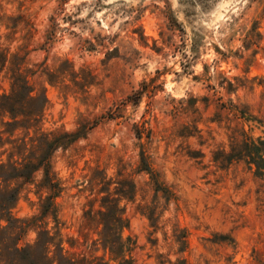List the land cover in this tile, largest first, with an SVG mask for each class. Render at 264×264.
<instances>
[{
	"label": "rangeland",
	"instance_id": "374dc122",
	"mask_svg": "<svg viewBox=\"0 0 264 264\" xmlns=\"http://www.w3.org/2000/svg\"><path fill=\"white\" fill-rule=\"evenodd\" d=\"M263 9L264 0H0V93L20 74L44 99L36 127L3 134L0 161L40 133L95 124L51 157L61 191L56 221L45 219L50 264L57 251L108 260L96 223L103 196L122 207L132 264H264V174L244 157L224 160L247 137L264 141ZM254 27L258 46L245 49ZM139 143L174 199L139 171ZM41 179L22 186L14 218L39 215Z\"/></svg>",
	"mask_w": 264,
	"mask_h": 264
},
{
	"label": "trees",
	"instance_id": "16d2710c",
	"mask_svg": "<svg viewBox=\"0 0 264 264\" xmlns=\"http://www.w3.org/2000/svg\"><path fill=\"white\" fill-rule=\"evenodd\" d=\"M50 33L53 34L54 30ZM47 39H51V36ZM258 40V32L255 31V27L251 28L245 37V49L251 45L258 46ZM4 62L0 64L1 67ZM141 93L138 91V94L141 95ZM43 105L44 99L32 93V88L27 80L20 74L13 75L10 91L0 93V123L5 126V129L0 130V146L3 145V134L7 133L8 136H11L19 127L24 129L36 127L41 118ZM239 112L243 117L244 112ZM115 114L118 113L111 112L109 117L119 116ZM6 115H8V120L3 121ZM94 125L91 124L88 127L81 125L73 131L40 133L29 139L30 146L26 149L28 151L26 154V150L18 149L16 153L10 152L8 162L0 161V264H50L48 248L53 243V236L49 235L45 228V219L51 216L56 221L55 198L61 191L60 184L51 171V157L57 150L66 149L78 139L85 137L88 130ZM144 130L145 127L135 128L136 138L141 139ZM148 136L149 133L145 137ZM14 147L19 148L18 145ZM139 148V171H144L149 175L155 192H162L166 200L174 199L173 193L159 181L157 174L151 168L142 143H139ZM263 154L264 141L247 137L243 141L241 149L233 155L232 153L224 155V160L230 163L234 157L237 159L244 157L248 164L254 165V174L260 176L264 174ZM15 155L21 156V160H11V157ZM37 171L42 173L41 186L47 192L40 205L39 215L28 219L14 218L11 208L18 198L22 186L29 183ZM99 182L106 186L108 184L103 179ZM13 183L14 185H12ZM102 189L103 187H101ZM114 193L129 197L132 194V189L118 188ZM99 206L100 209L96 210L98 214L96 223L101 226L99 242L109 256L108 260L91 255L73 258L57 251L58 264H132L130 252L133 242L128 237H123L125 220L119 200L103 196ZM89 213L87 212V216H85L87 221L92 220ZM32 227L40 228L34 241L20 243L24 233ZM172 264L188 263L184 259H178Z\"/></svg>",
	"mask_w": 264,
	"mask_h": 264
}]
</instances>
